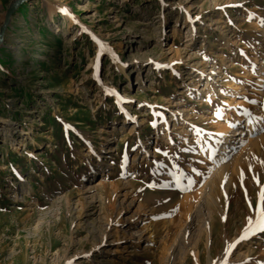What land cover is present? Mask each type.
Masks as SVG:
<instances>
[{
  "label": "rangeland",
  "instance_id": "374dc122",
  "mask_svg": "<svg viewBox=\"0 0 264 264\" xmlns=\"http://www.w3.org/2000/svg\"><path fill=\"white\" fill-rule=\"evenodd\" d=\"M262 21L264 0H23L0 42V264L224 260L264 186ZM226 264H264V232Z\"/></svg>",
  "mask_w": 264,
  "mask_h": 264
},
{
  "label": "snow or ice",
  "instance_id": "6c2138e0",
  "mask_svg": "<svg viewBox=\"0 0 264 264\" xmlns=\"http://www.w3.org/2000/svg\"><path fill=\"white\" fill-rule=\"evenodd\" d=\"M262 23H264V21H262ZM249 103H255V101H249ZM261 107L264 108V105H261ZM245 112L247 113V110H245ZM214 114L218 115V111H217V113H214ZM247 114L251 115V113H247ZM258 119H264V118H258ZM249 123H251V121H249ZM229 127H234V125H229ZM261 130L264 131V128H262ZM218 135H220V134H218ZM193 150L194 149H192V148L181 149V151H187V152H191ZM157 151L159 152L160 150L157 149ZM213 155H214V153L210 152L208 155V159L211 160L213 158ZM251 170H252L251 167H249L248 171H251ZM192 171L195 172L197 176H199V173L195 169H192ZM170 175H175V173H170ZM243 177H244V173L241 172V174H240L241 180H243ZM184 178L187 180V185H181L178 179L175 181L176 187L180 191L190 190L191 186L195 183V181L192 179V177L190 175H187ZM253 179L255 180L256 177H253ZM261 200H264V186H261L257 203L254 206L255 222H253V220L249 219L247 224L245 225V227L242 229L238 238L236 240H234L232 243L226 245V247L224 249L225 259L221 260V261H215V262H213V264H226V259H227L228 253L234 247H236V245L240 241L247 239L249 235L255 234L256 231L264 232V210L261 209V204H260ZM222 219H223V217H222Z\"/></svg>",
  "mask_w": 264,
  "mask_h": 264
},
{
  "label": "bare ground",
  "instance_id": "6f19581e",
  "mask_svg": "<svg viewBox=\"0 0 264 264\" xmlns=\"http://www.w3.org/2000/svg\"><path fill=\"white\" fill-rule=\"evenodd\" d=\"M214 69V67H211L210 68V74H212V72L214 71L213 70ZM185 78H188V76H185ZM168 120H170V121H172V119H168ZM3 121V123H5L4 125H7L8 126V123L6 122V120H2ZM245 124H246V126L248 127V126H250V123H249V119L248 118H246L245 119ZM173 127L175 126V124H173L172 125ZM7 131H8V129H7ZM231 134L230 135H236V134H238V133H242V131L241 130H239V129H237V128H235V129H232L231 130ZM8 134L7 133H5V137L7 136ZM110 139V137H104V140L105 141H108ZM100 150L101 151H103V150H105L104 148H100ZM107 150V149H106ZM100 156L97 154V159L100 161ZM135 160V156L132 158V161H134ZM209 198H210V194H209V192L208 191H205L204 193H203V201H204V203L205 204H207L208 203V201H209ZM129 205L131 204V201H129V203H128ZM202 206H200V213H201V215H202ZM201 225H202V227H203V229L205 230V231H207L208 232V234H211V229H212V227L214 226V223H213V221H211V219L210 220H208V218L205 216V214H203V218H202V221H201ZM183 238V244H187L188 243V241H189V239L187 238V237H185V234H184V236L182 237ZM235 239V238H234ZM179 251H180V253H181V255L184 253V245H180L179 244ZM188 251H190V249L189 250H187V253H188ZM185 254V253H184ZM183 256V255H182ZM209 258H210V256H209ZM210 261H211V259H209L208 260V263L207 264H209L210 263Z\"/></svg>",
  "mask_w": 264,
  "mask_h": 264
},
{
  "label": "water",
  "instance_id": "95a60500",
  "mask_svg": "<svg viewBox=\"0 0 264 264\" xmlns=\"http://www.w3.org/2000/svg\"><path fill=\"white\" fill-rule=\"evenodd\" d=\"M22 1L23 0H13L11 2V4L9 5V7L6 9L5 14H4L3 21H2L1 26H0V42H1V39H2V34L4 32V29L6 28V25L8 23V20H9L10 16L12 15V13L14 12V10L18 7V5Z\"/></svg>",
  "mask_w": 264,
  "mask_h": 264
}]
</instances>
